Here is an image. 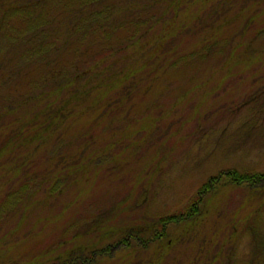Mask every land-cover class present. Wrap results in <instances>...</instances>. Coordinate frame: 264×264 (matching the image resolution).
Wrapping results in <instances>:
<instances>
[{
  "label": "rangeland",
  "instance_id": "374dc122",
  "mask_svg": "<svg viewBox=\"0 0 264 264\" xmlns=\"http://www.w3.org/2000/svg\"><path fill=\"white\" fill-rule=\"evenodd\" d=\"M57 3L48 4L51 19ZM250 9L240 14L251 17L247 25L233 28L227 65L216 55L195 60L158 78L113 122L91 129L98 133L93 147L111 144L103 167L92 160L76 183L54 195L35 193L18 210L1 201L0 264L58 263L56 255L71 249L113 245L127 228L152 226L184 209L222 171L264 172V1ZM35 77L22 83L15 77L16 94H28ZM202 202L200 215L169 227L158 248L131 237L130 248L110 249L87 264H264V186L222 179Z\"/></svg>",
  "mask_w": 264,
  "mask_h": 264
},
{
  "label": "trees",
  "instance_id": "16d2710c",
  "mask_svg": "<svg viewBox=\"0 0 264 264\" xmlns=\"http://www.w3.org/2000/svg\"><path fill=\"white\" fill-rule=\"evenodd\" d=\"M263 1L58 0L51 19L46 14L50 0H0V206L7 201L18 210L32 204L35 193L54 195L76 183L92 160L103 167V153L111 144L93 147L98 133L91 129L113 122L158 78L195 60L216 55L227 65L234 59L233 28L251 20L248 14L241 20L240 14ZM60 55L77 59L63 62ZM31 76L37 79L29 87H35L17 95L21 85L13 82L15 77L22 83ZM222 179L234 186H264V172L222 171L184 209L152 226L127 228L116 246L103 247L102 241L88 253L79 247L56 259L87 264L110 249L130 248L131 237L140 246L150 242L158 248L169 238V227L180 228L200 215L203 195Z\"/></svg>",
  "mask_w": 264,
  "mask_h": 264
}]
</instances>
